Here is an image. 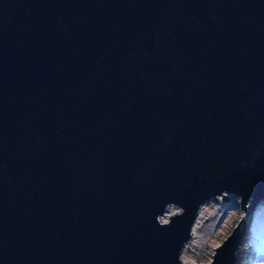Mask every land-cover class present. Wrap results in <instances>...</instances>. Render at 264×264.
<instances>
[{
  "label": "water",
  "instance_id": "95a60500",
  "mask_svg": "<svg viewBox=\"0 0 264 264\" xmlns=\"http://www.w3.org/2000/svg\"><path fill=\"white\" fill-rule=\"evenodd\" d=\"M226 193L210 264L264 203V0H0V264H186Z\"/></svg>",
  "mask_w": 264,
  "mask_h": 264
},
{
  "label": "rangeland",
  "instance_id": "374dc122",
  "mask_svg": "<svg viewBox=\"0 0 264 264\" xmlns=\"http://www.w3.org/2000/svg\"><path fill=\"white\" fill-rule=\"evenodd\" d=\"M257 209L247 219V225L250 224L255 228V233L257 234V250H259L261 260L260 264H264V209L260 210V212ZM207 210L206 215H201L200 219H198L202 225H200L201 229H199L200 240L198 241V247L200 249L197 248L195 250L193 264H210L216 252L215 249L231 234L239 219L245 214L244 208L238 206H234L231 210L226 211V215H224V211L220 206L215 205ZM250 229L248 227L246 230L250 231ZM242 249L244 248L242 247ZM240 251L241 249L238 252ZM243 254L244 252L241 253V255ZM241 255L237 254L236 264L246 263Z\"/></svg>",
  "mask_w": 264,
  "mask_h": 264
},
{
  "label": "built area",
  "instance_id": "2783aa9c",
  "mask_svg": "<svg viewBox=\"0 0 264 264\" xmlns=\"http://www.w3.org/2000/svg\"><path fill=\"white\" fill-rule=\"evenodd\" d=\"M224 196L228 197L229 200H225L222 198V196L213 198L207 202H205L204 204H202L198 210L197 216H196V220L197 221L198 217L201 215H206V213L208 212L207 209H211L212 207L216 206H220L222 208V210L224 211V215H226V211H229L232 209V207L234 206H238L241 207L240 205V198L238 196H236L233 193H226ZM257 211L260 212V210L264 209V203L263 204H259L257 207ZM194 222V224H195ZM248 222H246L245 225V231L242 237V240L239 244V247L237 249L236 255H235V259H237V254H240L242 252H244L242 256V258L246 261L245 264H260L261 260L259 257V253L257 250V234L255 233V228L254 226H251L250 224L247 225ZM251 228L250 231L246 230L247 228ZM245 245V247H244ZM242 247L244 249H242ZM239 249H241L240 252ZM235 264H236V260H235Z\"/></svg>",
  "mask_w": 264,
  "mask_h": 264
},
{
  "label": "bare ground",
  "instance_id": "6f19581e",
  "mask_svg": "<svg viewBox=\"0 0 264 264\" xmlns=\"http://www.w3.org/2000/svg\"><path fill=\"white\" fill-rule=\"evenodd\" d=\"M174 209L175 208L167 209L166 213L162 216L164 221H167L174 214V212L176 211ZM198 219H200V216L198 217ZM198 219L192 227L190 241L186 244L180 255L181 261L186 264H193V255L196 252L195 250L197 248L200 249V247H198L199 246L198 241L200 240L199 229H201L200 228L201 224L199 223ZM197 251H201V250H197Z\"/></svg>",
  "mask_w": 264,
  "mask_h": 264
},
{
  "label": "trees",
  "instance_id": "16d2710c",
  "mask_svg": "<svg viewBox=\"0 0 264 264\" xmlns=\"http://www.w3.org/2000/svg\"><path fill=\"white\" fill-rule=\"evenodd\" d=\"M258 253H259V250H258Z\"/></svg>",
  "mask_w": 264,
  "mask_h": 264
}]
</instances>
